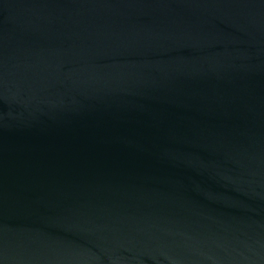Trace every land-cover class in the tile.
<instances>
[{
  "label": "water",
  "instance_id": "95a60500",
  "mask_svg": "<svg viewBox=\"0 0 264 264\" xmlns=\"http://www.w3.org/2000/svg\"><path fill=\"white\" fill-rule=\"evenodd\" d=\"M0 264H264V0H0Z\"/></svg>",
  "mask_w": 264,
  "mask_h": 264
}]
</instances>
